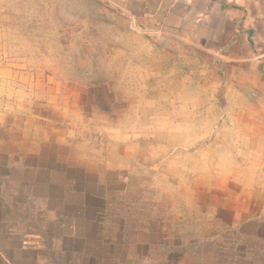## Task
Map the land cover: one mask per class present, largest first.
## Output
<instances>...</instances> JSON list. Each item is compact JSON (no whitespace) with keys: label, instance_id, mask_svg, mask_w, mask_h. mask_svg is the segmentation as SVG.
<instances>
[{"label":"rangeland","instance_id":"1","mask_svg":"<svg viewBox=\"0 0 264 264\" xmlns=\"http://www.w3.org/2000/svg\"><path fill=\"white\" fill-rule=\"evenodd\" d=\"M123 10L0 0V102L35 100L87 162L110 199L90 226L97 256L115 244L127 264H264L259 73L142 32Z\"/></svg>","mask_w":264,"mask_h":264},{"label":"crops","instance_id":"2","mask_svg":"<svg viewBox=\"0 0 264 264\" xmlns=\"http://www.w3.org/2000/svg\"><path fill=\"white\" fill-rule=\"evenodd\" d=\"M107 1L121 6L142 32L221 54L225 67L256 70L264 134V0ZM38 107L23 97L0 102V264H127L115 244L112 259L97 256L103 244L90 226L101 225L99 214L110 199L104 202L105 192L96 190L87 162L56 141Z\"/></svg>","mask_w":264,"mask_h":264},{"label":"trees","instance_id":"3","mask_svg":"<svg viewBox=\"0 0 264 264\" xmlns=\"http://www.w3.org/2000/svg\"><path fill=\"white\" fill-rule=\"evenodd\" d=\"M133 245H135V244H133Z\"/></svg>","mask_w":264,"mask_h":264}]
</instances>
